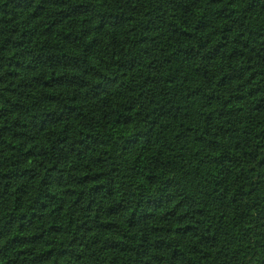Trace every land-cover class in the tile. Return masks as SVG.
I'll return each mask as SVG.
<instances>
[{"label":"trees","instance_id":"1","mask_svg":"<svg viewBox=\"0 0 264 264\" xmlns=\"http://www.w3.org/2000/svg\"><path fill=\"white\" fill-rule=\"evenodd\" d=\"M0 264H264V0H0Z\"/></svg>","mask_w":264,"mask_h":264}]
</instances>
